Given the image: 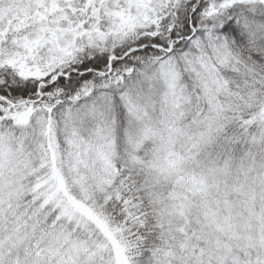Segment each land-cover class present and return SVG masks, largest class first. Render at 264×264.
Returning <instances> with one entry per match:
<instances>
[{"label":"snow or ice","instance_id":"snow-or-ice-1","mask_svg":"<svg viewBox=\"0 0 264 264\" xmlns=\"http://www.w3.org/2000/svg\"><path fill=\"white\" fill-rule=\"evenodd\" d=\"M0 264H264V0H0Z\"/></svg>","mask_w":264,"mask_h":264}]
</instances>
